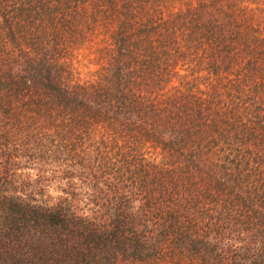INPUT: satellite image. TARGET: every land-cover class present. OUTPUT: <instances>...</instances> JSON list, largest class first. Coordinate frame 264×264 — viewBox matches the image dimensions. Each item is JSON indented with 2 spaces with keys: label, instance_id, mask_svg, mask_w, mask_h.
<instances>
[{
  "label": "trees",
  "instance_id": "1",
  "mask_svg": "<svg viewBox=\"0 0 264 264\" xmlns=\"http://www.w3.org/2000/svg\"><path fill=\"white\" fill-rule=\"evenodd\" d=\"M0 264H264V0H0Z\"/></svg>",
  "mask_w": 264,
  "mask_h": 264
}]
</instances>
